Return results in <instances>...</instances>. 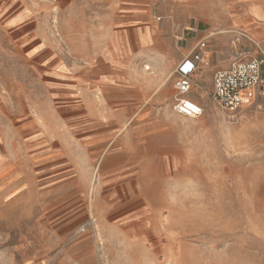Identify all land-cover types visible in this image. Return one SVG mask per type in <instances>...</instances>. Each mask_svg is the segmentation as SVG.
<instances>
[{
    "label": "rangeland",
    "instance_id": "374dc122",
    "mask_svg": "<svg viewBox=\"0 0 264 264\" xmlns=\"http://www.w3.org/2000/svg\"><path fill=\"white\" fill-rule=\"evenodd\" d=\"M208 5L264 55V0H0V264H264V99L174 112Z\"/></svg>",
    "mask_w": 264,
    "mask_h": 264
},
{
    "label": "built area",
    "instance_id": "2783aa9c",
    "mask_svg": "<svg viewBox=\"0 0 264 264\" xmlns=\"http://www.w3.org/2000/svg\"><path fill=\"white\" fill-rule=\"evenodd\" d=\"M210 44L209 38L199 41L175 71L177 100L174 112L180 117L196 119L203 115V107L190 95L193 78L204 64ZM212 98L228 113L249 107L257 98L264 99V55L253 57L237 51L231 67L214 75Z\"/></svg>",
    "mask_w": 264,
    "mask_h": 264
},
{
    "label": "crops",
    "instance_id": "0c3cea01",
    "mask_svg": "<svg viewBox=\"0 0 264 264\" xmlns=\"http://www.w3.org/2000/svg\"><path fill=\"white\" fill-rule=\"evenodd\" d=\"M209 9L210 6L208 5L203 10L205 11L204 16H206L209 19L206 20L202 19V21L194 25L193 29H191L192 33L188 34L189 35L188 42H189V47L192 48L196 46V44L199 41L205 38L210 39V43H211L210 49L205 55L206 59L204 60V63L207 64L208 66L206 70V74L208 76L210 75L211 79L213 80L214 75L218 71L228 70L231 67L234 54L238 51V49L234 42V39H236V36L234 35L235 33H233V31H229L234 28L229 27L231 26L229 24L227 25L223 24V18L220 17V11L218 9L214 8V11L211 12L209 11ZM147 31L145 34H147ZM150 31H151L150 34L157 35L155 31L152 30ZM189 47H188L189 49L188 52L190 53L191 49ZM180 61H181L180 59L175 60L176 63L175 65L176 66H178V64L180 65L181 64ZM167 82H168V75L167 76L165 75V78L162 80V83L165 84Z\"/></svg>",
    "mask_w": 264,
    "mask_h": 264
},
{
    "label": "bare ground",
    "instance_id": "6f19581e",
    "mask_svg": "<svg viewBox=\"0 0 264 264\" xmlns=\"http://www.w3.org/2000/svg\"><path fill=\"white\" fill-rule=\"evenodd\" d=\"M148 70L150 69V68H147ZM189 119H191V118H189Z\"/></svg>",
    "mask_w": 264,
    "mask_h": 264
}]
</instances>
